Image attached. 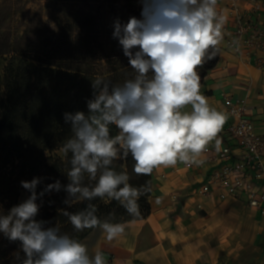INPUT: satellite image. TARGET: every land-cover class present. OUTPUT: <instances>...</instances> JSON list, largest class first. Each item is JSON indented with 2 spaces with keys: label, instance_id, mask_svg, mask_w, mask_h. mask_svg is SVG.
<instances>
[{
  "label": "clouds",
  "instance_id": "1",
  "mask_svg": "<svg viewBox=\"0 0 264 264\" xmlns=\"http://www.w3.org/2000/svg\"><path fill=\"white\" fill-rule=\"evenodd\" d=\"M138 2L140 18L132 16L123 24L116 19L113 25V38L122 46L135 77L112 87L97 77L87 113H64L73 133L60 148L64 156L71 154L68 183L56 180L38 193L44 178L21 181L30 195L0 215V234L9 242H20L13 253L18 264H107L100 250L90 256L87 245L61 233L59 225L36 219L45 194L64 191L63 203L68 207L88 201L81 211L61 212L77 231L99 228L111 242L125 234L126 225L101 221L90 202L115 200L139 218V198L151 191L147 185L133 187L128 173L117 172L113 162L131 155L137 176H151L156 169L178 163L200 165L199 157L228 119L202 94L197 71L215 58L224 39L226 17L217 11L218 0ZM113 125L119 130L115 136L110 134ZM85 175L94 183L86 185Z\"/></svg>",
  "mask_w": 264,
  "mask_h": 264
},
{
  "label": "trees",
  "instance_id": "2",
  "mask_svg": "<svg viewBox=\"0 0 264 264\" xmlns=\"http://www.w3.org/2000/svg\"><path fill=\"white\" fill-rule=\"evenodd\" d=\"M58 1L89 4L93 10L79 15L59 31L44 34L38 30L30 36L27 30L16 43L12 36L5 34L0 40V56L7 57L4 78H0V215L7 214L25 190L21 181L44 178L37 187L38 193L56 180L68 183L71 154L62 159L50 153L60 149L73 135L70 124L64 121V113H87V101L93 93L92 81L103 77L110 82V87L122 86L136 75L122 46L113 38V25L116 19L123 24L132 16L140 18L142 6L138 0ZM220 53L197 69L201 84L219 63ZM31 62H36L34 68L29 66ZM115 163L123 166L133 187L147 185L151 191L139 198V218L130 216L115 200L106 202L107 198L90 202L97 207L96 215L101 221L109 219L113 223L148 218L152 212L153 173L137 176L132 171L135 161L131 155L127 160H115L112 167ZM84 183L94 182L85 175ZM65 197L64 191L45 194L36 219L49 221L51 226L59 225L61 233L81 242L93 229L77 231L61 209L75 213L89 202H75L68 207L63 203ZM9 243L0 234V249H3L0 262L7 255L6 249L15 248Z\"/></svg>",
  "mask_w": 264,
  "mask_h": 264
},
{
  "label": "crops",
  "instance_id": "3",
  "mask_svg": "<svg viewBox=\"0 0 264 264\" xmlns=\"http://www.w3.org/2000/svg\"><path fill=\"white\" fill-rule=\"evenodd\" d=\"M220 52L219 63L201 84L202 94L225 113L223 92L248 97L260 127L264 71L248 59ZM227 123L218 134L225 135ZM203 181L198 171L178 176L171 174V167L154 170L150 216L124 223L125 234L111 242L94 229L84 241L89 255L98 249L107 264H264V216L242 200L192 197V184Z\"/></svg>",
  "mask_w": 264,
  "mask_h": 264
},
{
  "label": "built area",
  "instance_id": "4",
  "mask_svg": "<svg viewBox=\"0 0 264 264\" xmlns=\"http://www.w3.org/2000/svg\"><path fill=\"white\" fill-rule=\"evenodd\" d=\"M217 11L226 17L220 50L248 59L264 71V0H220ZM222 98L228 116L225 135L218 134L210 142L199 157L202 164L178 163L171 174L198 171L204 181L192 184V197L242 200L264 216V120L259 127L248 97L223 92Z\"/></svg>",
  "mask_w": 264,
  "mask_h": 264
},
{
  "label": "rangeland",
  "instance_id": "5",
  "mask_svg": "<svg viewBox=\"0 0 264 264\" xmlns=\"http://www.w3.org/2000/svg\"><path fill=\"white\" fill-rule=\"evenodd\" d=\"M92 10V5L73 1L0 0V40L4 39L3 35L5 34L8 37L12 36L13 42L16 43L27 30L30 31V36L35 35L38 30H43L44 34L59 31L63 26L75 21L79 15L90 13ZM6 64L7 57L0 56L1 79L4 78ZM29 66L34 68L36 62L29 63ZM118 131L111 126L110 134L112 136L117 135ZM50 154L62 159L66 158L60 152V149L54 150ZM122 167L119 163H115L113 166L117 172L123 171ZM28 196L27 190H23L15 205L25 200ZM86 238L81 243L84 244ZM8 245L15 248L5 250L7 251V255L1 260L0 264H18L13 257V253L19 250L20 242H10ZM20 256L21 258L24 257L22 251H20Z\"/></svg>",
  "mask_w": 264,
  "mask_h": 264
}]
</instances>
